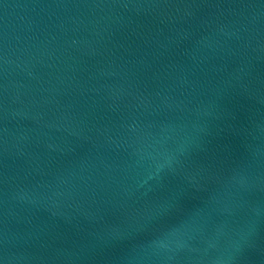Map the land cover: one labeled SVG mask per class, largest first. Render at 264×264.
I'll list each match as a JSON object with an SVG mask.
<instances>
[{"label":"water","instance_id":"obj_1","mask_svg":"<svg viewBox=\"0 0 264 264\" xmlns=\"http://www.w3.org/2000/svg\"><path fill=\"white\" fill-rule=\"evenodd\" d=\"M0 264H264V0H0Z\"/></svg>","mask_w":264,"mask_h":264}]
</instances>
